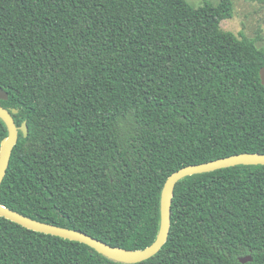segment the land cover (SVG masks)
<instances>
[{"label":"trees","instance_id":"1","mask_svg":"<svg viewBox=\"0 0 264 264\" xmlns=\"http://www.w3.org/2000/svg\"><path fill=\"white\" fill-rule=\"evenodd\" d=\"M232 16V0H0V104L28 125L0 203L151 245L173 172L264 153V47L223 29ZM7 135L0 118V145ZM0 264L127 263L0 216ZM134 264H264V165L179 181L168 241Z\"/></svg>","mask_w":264,"mask_h":264},{"label":"water","instance_id":"2","mask_svg":"<svg viewBox=\"0 0 264 264\" xmlns=\"http://www.w3.org/2000/svg\"><path fill=\"white\" fill-rule=\"evenodd\" d=\"M261 82L264 85V66L260 69ZM9 94L0 87V100H7ZM17 109H8L0 104V118L5 122L8 135L4 137L0 145V186L10 164V159L15 146L19 141L20 131L26 137L28 125L24 122L18 126L13 117ZM237 165H264V153L243 152L199 164L186 165L173 172L164 183L160 199V227L155 241L143 249H125L113 246L105 241L93 237L83 231L62 227L34 219L28 215L15 211L0 203V216H3L28 229L59 236L65 239L82 242L102 255L114 261L134 264L147 260L156 255L168 241L171 229L172 202L176 184L187 176L211 172ZM253 257L247 255L240 257L242 263L251 261Z\"/></svg>","mask_w":264,"mask_h":264},{"label":"rangeland","instance_id":"3","mask_svg":"<svg viewBox=\"0 0 264 264\" xmlns=\"http://www.w3.org/2000/svg\"><path fill=\"white\" fill-rule=\"evenodd\" d=\"M192 6L204 3L218 5L221 0H187ZM233 16L221 22V27L241 38L255 40L264 47V0H232Z\"/></svg>","mask_w":264,"mask_h":264}]
</instances>
